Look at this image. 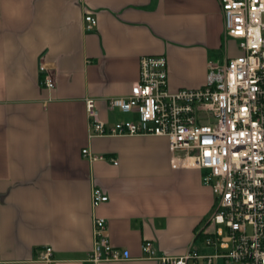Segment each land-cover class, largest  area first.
Returning <instances> with one entry per match:
<instances>
[{
  "label": "crops",
  "instance_id": "crops-1",
  "mask_svg": "<svg viewBox=\"0 0 264 264\" xmlns=\"http://www.w3.org/2000/svg\"><path fill=\"white\" fill-rule=\"evenodd\" d=\"M84 14L95 17L93 28L84 27ZM234 49L226 55H236ZM222 51L219 0H0L3 264H159L142 252L145 240L158 254L212 253L200 228L213 195L200 170L180 163L181 152L172 166L164 136L89 137L84 98L95 99L107 125L135 118L108 109L106 99L129 94L140 56L162 55L174 90L202 86ZM41 63L52 87L40 83ZM84 147L105 157L89 159ZM92 186L108 195L95 208ZM94 214L127 258H90ZM45 246L51 261L40 257Z\"/></svg>",
  "mask_w": 264,
  "mask_h": 264
},
{
  "label": "built area",
  "instance_id": "built-area-1",
  "mask_svg": "<svg viewBox=\"0 0 264 264\" xmlns=\"http://www.w3.org/2000/svg\"><path fill=\"white\" fill-rule=\"evenodd\" d=\"M222 16V61H210L206 81L199 87L167 88L165 58L139 57L138 77L130 92L106 99L110 110L133 112L106 124L98 116L93 97L84 98L88 136L158 135L167 138L171 165L180 163L200 170V181L213 195L210 213L200 232L203 242L213 247L210 254L187 250L180 255L158 254L149 240L141 250L159 264H187L203 257L207 262L221 258L225 264H264V0H219ZM96 19L84 14V27ZM237 41L238 53L227 56L226 41ZM40 83L52 87L44 63L39 65ZM89 159L104 158L86 147ZM113 163L116 159L110 157ZM108 200L92 186L91 206ZM92 260H121L126 250L114 247L106 234L102 216L92 217ZM51 247L40 257L51 261ZM0 264L3 262L0 260Z\"/></svg>",
  "mask_w": 264,
  "mask_h": 264
},
{
  "label": "rangeland",
  "instance_id": "rangeland-1",
  "mask_svg": "<svg viewBox=\"0 0 264 264\" xmlns=\"http://www.w3.org/2000/svg\"><path fill=\"white\" fill-rule=\"evenodd\" d=\"M237 48V41L235 40L234 41V44L232 41H226V49L227 50H235L234 47ZM223 261V260H222ZM190 263L192 262V260L189 261ZM225 264V263H224Z\"/></svg>",
  "mask_w": 264,
  "mask_h": 264
}]
</instances>
